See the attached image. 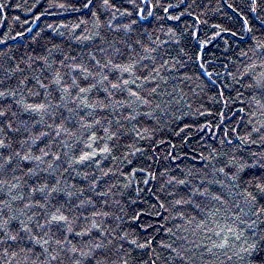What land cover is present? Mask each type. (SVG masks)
Listing matches in <instances>:
<instances>
[{
    "label": "trees",
    "instance_id": "trees-1",
    "mask_svg": "<svg viewBox=\"0 0 264 264\" xmlns=\"http://www.w3.org/2000/svg\"><path fill=\"white\" fill-rule=\"evenodd\" d=\"M85 3L87 0H0V4L5 5L0 8V40L6 42L0 44V53L6 54L4 67L14 69L19 64L24 69L23 73L9 72L10 78L0 85V91L10 87L17 92L15 98L0 100V110H8L7 116L0 118V126L11 123L13 129H19L12 131L5 127L7 135L0 134V139L11 144L10 152H20L21 155L30 152L33 156H39V149L47 143L49 148L45 150L50 149L61 157L59 166L53 168H48L53 162L51 156L44 157V163L23 162L19 167L14 161L7 174L0 175V180L8 181V185L0 184V200H8L12 212L20 219L27 220L28 216L36 213L35 218L44 223L43 213L36 205L37 200L40 203H44V200L39 193L35 197L30 196L31 188L44 183L59 187L64 191L53 194L46 211L54 212L63 205L61 210L69 215L67 201L71 199L72 214L79 217L73 225L77 232L89 227L95 219L105 229L119 225L118 233H130L129 239L135 238L140 243H144L145 239L151 241L150 248L134 251L133 246L123 242L125 250L131 253L130 264H152L153 261L155 264H176L172 249L165 247L168 244L172 248H182V254L186 252L187 257L191 258H186L184 264H245L243 249L251 243L252 230L245 231L244 225L236 227L239 222L234 223L232 211H238L235 205L242 204L238 193L243 192L246 182L264 180V141L260 139L264 129L259 134L251 133L248 142L240 139L245 137L247 140L252 127L264 123V116L259 112L252 115L257 107L252 96L256 95L258 99L260 96L247 87L253 81L245 73L249 72L248 65L253 62L257 65L256 73L264 69L259 67L260 60L252 57L250 61L242 53L251 57L250 47L256 40L264 42V0H257L255 12L250 11L253 0H147V4L143 0H110L115 8H105L103 0H93L88 8L83 7ZM153 4L157 7L152 8ZM159 5L179 7H171L165 13ZM136 6L143 9L146 19L141 18ZM149 10L153 13L151 16L148 15ZM169 16H180V19H168ZM123 25L130 27L125 29ZM19 32H23V35H18ZM141 45L156 48L152 55L156 57L157 67L162 60L169 61L160 72L164 80L157 78L153 84H145L146 88L159 84L157 92L162 93L152 105V116H145L143 113L149 109L133 103V98L126 91L109 88L111 101H123L125 106L116 105L115 111L111 105L107 109L79 106L71 114L66 108L60 107L59 112L65 117H74L67 122V127L76 135L68 138L62 134L55 138L54 144L51 139L32 144L28 139L31 134L47 130L42 124L33 127L34 122L41 117L23 110L24 104L37 103L43 99L44 90L31 80V74H39L44 65V60L39 57H47L51 65L41 76L45 83H48L54 72H60L67 85H71V78H75L81 86H86L80 65L97 73L101 69L95 60L101 64L108 60H112L113 64L128 63L129 60L144 56ZM116 49H120V52ZM198 56L203 59H198ZM145 64L151 66V61L142 60L135 75L126 73L123 78L130 80L139 76L137 84L144 83L141 73L147 72L142 66ZM200 64H203V68L199 67ZM205 70L213 75L208 77ZM102 71L108 80L97 83L96 88L87 94L89 103H110L105 99L107 94L103 89L109 86V81L116 82V73L111 70V66ZM2 73L3 69H0ZM26 76L25 87L20 85V81ZM89 80L96 83L99 77H89ZM127 87L136 90L135 85L129 84ZM29 89L39 91L41 95L33 96ZM54 89L55 86H52L53 97L50 99L58 105L59 94ZM72 92L75 96L76 90L72 89ZM14 100L23 102L17 104ZM155 103H160L161 107L156 109ZM127 104H132V107L128 108ZM68 107L73 105L70 103ZM132 115L136 116L135 120L125 119ZM42 119L47 124H53V121L59 123L60 117L50 113ZM95 120H100L101 125L92 129H81L76 123L93 124ZM117 120L123 125L121 131L124 135L114 141L98 139L92 149L87 147L91 132L103 137V128L115 129ZM249 120L252 124H249ZM26 129H31V132ZM133 129L138 130L140 136ZM21 141L27 142L22 144ZM105 142L112 147L109 154L100 153ZM93 150L98 155L92 160L82 164L72 163L83 152ZM237 163H245L247 167L240 174L241 179L233 181L231 176ZM29 167L37 175L28 174ZM12 168H16L15 172L11 171ZM140 168L145 171H139ZM220 168H224V172H220ZM148 171L154 174L155 179L148 175ZM13 176L19 180H14ZM174 176L190 180L192 184L188 187L176 185L175 182L168 185L166 182ZM56 180L59 181L58 185L54 183ZM146 180L147 184L144 183ZM16 183H19V187L11 189L10 193V186ZM191 186L221 194L228 203L213 201L211 195L197 196L193 198V204L176 205L175 209L166 211L168 202L182 197L187 199ZM162 187L165 192H173L174 196H166L160 191ZM81 190L83 195L79 199L76 196L68 198L64 194L67 191L79 193ZM102 191L108 195L98 196L97 193ZM153 193L161 197L165 208L156 204ZM18 194L23 195L24 199H14ZM81 199H91L93 203L76 208L75 205ZM195 203H200L204 211L195 209ZM26 204H31L32 208H26ZM149 205H155V208ZM216 208L220 211L216 212ZM177 210L183 211L186 219L194 217L192 224L186 223V219L181 220L176 215ZM93 211L109 212L110 215L93 217ZM5 212L8 213V210L5 209ZM134 212L139 215L138 220L133 218ZM172 216H176V219H172ZM241 218L247 219L244 216ZM202 220L206 221L205 226L197 227ZM17 224L18 221L12 222V234H15ZM260 227L264 228V225ZM228 228L236 230L228 232ZM33 232L43 235L40 229L34 228ZM68 238L78 247L93 241L107 244L108 239H111H105L95 231L91 239L74 237V234H69ZM225 240L228 241L227 245L218 247ZM19 243L34 248L26 264H46L47 257L41 254L39 245H33L27 239ZM13 252H19L16 243L8 241L0 245V264L23 261L22 256L13 257Z\"/></svg>",
    "mask_w": 264,
    "mask_h": 264
},
{
    "label": "snow or ice",
    "instance_id": "snow-or-ice-1",
    "mask_svg": "<svg viewBox=\"0 0 264 264\" xmlns=\"http://www.w3.org/2000/svg\"><path fill=\"white\" fill-rule=\"evenodd\" d=\"M143 2L147 4V0H143ZM256 2L257 0H253V4L252 6H250V11H256ZM92 3L93 0H87V3H85L83 7L88 8ZM103 6L105 8H115V5L111 4L110 0H103ZM159 6L163 8V11L165 13H168L171 7H179V5H169V7H163V5ZM3 7H5V5L0 4V8ZM151 7L155 8L157 7V5L153 4L151 5ZM136 10L138 11L141 18L146 19L143 14V9H140L139 6H136ZM127 14L131 15V13ZM152 14V11L149 10L148 15L151 16ZM93 15L96 14L93 13ZM168 19L179 20L180 16H169ZM123 27L125 29H128L130 26L123 25ZM216 27H220V25H217ZM225 30L227 31L228 29ZM248 31H251V29H248ZM18 35L22 36L23 32H19ZM97 35H99L98 32ZM91 38L92 37H88V39ZM4 43L6 42L0 40V44ZM137 43L139 44L140 42L137 41ZM141 47L143 48L144 56L137 60H129L128 63L113 64L112 60H108L106 63L101 64L99 60H95V64L101 69V71L97 73H92L87 68L80 65V73L82 75L83 81L86 82V86H81V84L75 78H71V85H67L64 81V75H62L60 72H54L51 76V79L48 80V83H45V80L41 79V76H43L44 72L47 69L51 68V65L48 63L47 57H39L38 59L44 60V65L39 74H31V80L35 81L36 85L40 89L44 90L43 99L37 103L24 104L23 110L29 113H36L41 117L40 120H36L34 122L33 127H35V124H42L46 126L47 130H38L36 133L31 134L28 139L32 141V144L35 145L37 141L44 142L48 139H51V142L54 144L56 142L55 138L60 137L62 134H66L68 138H72L76 135V132L71 131L67 127V122L73 120L74 117L72 115L65 117L63 113L59 112L60 107L66 108L67 111L71 114L75 113L76 108L79 106H83L88 109H107L111 105L113 111H115L116 105L125 106L123 101H111V93L109 92V88L120 92L126 91L127 95L133 98V103H138L140 106L149 109L148 111L143 113L145 116H152V112L154 111L152 105L154 104L155 100L162 95V93L157 92V88H159L160 86L159 84H155L151 88H146L145 84H153V82L157 78H159L160 80H164V78L160 75V72L161 69H164L168 65L169 61L162 60V62H160L159 64V67H157L156 57L152 55V53L156 51V48L143 47V45H141ZM116 51L120 52V49H116ZM250 51L252 52L251 57H249L247 53H242V55L246 56L250 61L252 60V57H255L256 59L260 60L261 63L259 67L261 69H264V42L256 40L255 44L250 47ZM5 56V53H0V69H3V73L0 74V85H4L5 80L10 78L9 72H11L12 74H15L16 72H24V69H22L19 64H16L14 69L4 67ZM197 58L203 59V57L200 56H198ZM93 59H95V57H93ZM142 60L151 61V66L146 64L142 65L144 68L147 69V72L141 73L144 83L137 84V80L140 79L139 76L136 77V79H124L123 77L126 73L130 76L135 75V72L137 71V66L142 63ZM23 62L27 63V61ZM110 66L111 70L116 73L114 77L116 82L109 81V86L103 89L104 93L107 94L105 99H108L110 103L105 104L103 101H98L96 104L89 103L87 99V94L91 93L92 90L96 88L97 83L102 84L104 81L108 80V77L103 75L102 70L104 68H109ZM29 67L31 66L29 65ZM199 67L203 68V64H200ZM248 68L249 72L245 74L249 75L253 82L251 84H248L247 87L258 92L260 96V99H258L256 95L252 96V100L257 105L256 109L252 112V115H255L257 112H259L261 116H264V102H262L264 101V71L256 73L255 69L257 68V65L254 62L249 64ZM153 73H155V75H153ZM205 74L208 77H211L213 75L212 72H209L207 70H205ZM89 77H99V80L96 83H93L89 80ZM27 79L28 77L26 76L23 80L20 81V85H24L26 87L27 85L25 81ZM45 79H47V77H45ZM164 82L167 83V81ZM129 84L135 85L136 90L134 91L132 88L127 87ZM52 86H55L54 91L59 94L58 105L53 103L52 99H50L53 97ZM72 89L76 90L75 96H73ZM29 92L33 96L41 95L39 91L33 92L31 89H29ZM16 95L17 92L14 89L6 87V90L0 91V100L7 101L8 97L15 98ZM168 95H171V93H169ZM14 102L20 104L23 101L14 100ZM70 103L73 105V107H68ZM126 106L128 108H131L132 104H127ZM160 107V103H155L156 109H159ZM7 113V109L0 110V118L6 117ZM50 113L59 115V123L53 121V124H47L46 121L42 119L43 116L49 115ZM13 115H15V113H13ZM89 115H91V112L89 113ZM125 119L135 120L136 116L132 115L130 117H125ZM76 123L79 124V128L81 129H92L96 125H101L100 120H95L93 124H86L80 121H76ZM109 124H111V121H109ZM249 124H252L251 120H249ZM116 125L117 127L115 129H111L110 127L103 128V137H98L94 131L91 132L88 137L89 143L87 147L89 149H92L93 144L98 139H103L105 141L118 140L122 135H124V133L121 131L123 125L120 123L119 120L116 121ZM5 127L12 131H19V129H13L11 123H8L5 126H0V134L7 135V133L5 132ZM262 129H264V123L260 124V126L258 127L253 126L251 132L247 134V140L245 139V137H240V139L244 142H248L249 140H251V133L254 132L259 134L261 133ZM26 130L31 132V129ZM133 131H136V135L140 136V132L138 130L133 129ZM260 139L261 141H264V135H261ZM26 142L27 141H21L22 144ZM251 142L255 143L256 141ZM11 147V144L6 143L4 139H0V175H6L9 171L10 166L13 165L14 161H16V166L19 167L23 162L39 161L40 163H44V157L51 156L53 162L52 164L48 165V168H53L54 166L58 167V162L61 161V157L59 155H56L54 152H51L50 149L47 151L45 150L46 148H49V145L47 143H45L44 148L39 149L41 152V155L39 156H33L30 154V152L24 155H21L20 152H10L9 149ZM111 151L112 147H110L107 142H105L103 147L100 148V153L109 154L111 153ZM136 151L142 150L136 149ZM97 155L98 153L94 150L86 151L80 154L78 159H73L72 163L82 164L85 161L92 160L93 157ZM129 163H131V161H129ZM246 167L247 165L245 163H237V165L235 166V171L232 172L231 179L233 181L240 180V174L244 172ZM15 170L16 168L11 169V171L13 172H15ZM45 171H47V169H45ZM139 171L143 172L145 171V169L140 168ZM219 171L224 172V168H220ZM28 174L37 175V173L34 172L31 167L28 168ZM104 175H107V173H105ZM148 175L152 176V178L155 179V176L151 171H148ZM85 178L87 179V177ZM13 179L17 181L19 180V178L15 176H13ZM173 182H175L176 185H184L186 187L192 184L190 180L177 179L175 176L172 177L171 180H168L166 183L168 185H171L173 184ZM54 183L58 185L59 181L56 180ZM144 183L147 184L148 181L146 180L144 181ZM203 183L204 182L201 181V185H203ZM213 183H219V181H213ZM0 184L8 185V181L6 179L0 180ZM18 187L19 183L12 184L9 190L10 193L11 189H15ZM233 187H239V185H233ZM92 190L93 192H95V187H93ZM62 191L64 190L59 187L52 186L48 183H44L40 187L31 188L30 196L35 197L36 194L39 193L41 194V199L44 200V203H40L39 200L36 201V205L38 206L39 210L43 213L44 223H40L39 219L35 218L36 213H33L32 216H28L27 220L20 219L18 215L12 212V208L8 200H0V233H2V238H0V245L7 244L8 241H12L17 244L19 252H13L12 255L13 257H23V261L18 260L17 264H26V262L30 260L29 254L34 252V248H28L19 243L20 241H23L25 239L32 242L33 245L40 246L41 254L46 255L47 257L46 264H54V262L55 264H130V260L132 259L131 253L125 250L123 242L126 241L130 246H133V251L136 249L150 248L151 241L145 239L144 243H140L135 238L129 239L130 233L125 232L123 235H120L118 233L119 225L112 229H105L103 225L97 223L95 219L92 220L91 225L89 227H84L79 232H77L73 225L77 222L79 217L72 214L71 199L67 201L69 205L67 209L69 215H65L64 212L61 210L64 207L63 205L60 208H56L54 212L46 211L51 198H53V194L60 193ZM160 191L164 192L166 196H174V193L171 191L165 192V189L163 187L160 189ZM64 194L68 198L76 196L79 199V197L83 195V190H81L79 193L67 191ZM229 194H231L230 191ZM97 195L100 197H106L108 193L102 191L98 192ZM153 195L156 196V204L160 208H165V203L161 202V197L156 195L155 193H153ZM209 195H211V199L213 201H217L224 204L228 203V201L221 194L211 193L210 190L207 188L201 191L199 187L191 186V188L189 189L188 198L184 199L182 197L180 199H175L174 201L168 202V208H166V211L175 209L176 205L193 204L194 197H206ZM238 196H240L242 204H236L235 209H237L238 211H232V216L235 217L234 223L236 221L239 222L236 227H239V225H244L245 231H247L248 229L252 230L251 243H249L248 246L243 249L246 254V259H242H245V264H264V228L260 227V225H264V180H261L260 182L256 183H252L251 181L246 182L243 192H239ZM14 199L23 200L24 196L18 194L16 197H14ZM92 203L93 202L91 199L87 201L81 199L80 203L78 205H75V207L80 208L85 204ZM104 203L107 204V200H105ZM25 207L31 209L32 205L26 204ZM149 207L155 208V205H149ZM194 208L204 211V208L201 207L200 203H195ZM5 209L8 210V213L12 214L6 213ZM215 211L219 212L220 209L216 208ZM229 211H231V209ZM148 214L150 215L151 213ZM70 215L72 216L71 219ZM109 215V212H92L93 217H107ZM157 215H159L158 212ZM176 215L179 216L181 220L186 219L185 213L183 211L177 210ZM241 216L247 217V219H242ZM253 217L255 219H252ZM133 218L138 220L139 215L134 212ZM171 218L176 219V216H172ZM117 219L119 218L117 217ZM193 219L194 217L191 219H186V223H188L189 225L192 224ZM13 221H18V224L15 228V234H12L14 230L12 228ZM205 224L206 221L202 220L197 225V227H204ZM141 227H143V225H141ZM34 228L40 229L43 232V235L39 233H34ZM184 230L187 231V229ZM235 230V228L227 229L228 232H235ZM93 231L100 233L101 236H103L105 239H107L108 237H111V239H108L107 244L96 243L95 241H93L90 244H87L86 246L78 247L77 245L72 244L71 240L68 238L69 234H74V237H88L89 239H91ZM168 231L172 233L171 229H168ZM221 231H223V229H221ZM21 233H24L25 235L22 236ZM172 235L174 236L175 233H172ZM217 235H220V233H217ZM236 238L239 239L240 236L237 235ZM227 243L228 241L225 240L224 243L222 245H218V247H224L227 245ZM165 247L172 249L176 264H184L186 258L191 259L190 257H187L186 252L185 254H182V252H184L182 248H172L171 244L165 245ZM195 247L199 246L196 245ZM100 249H103L104 251L98 252L97 250ZM5 251L7 252V249H5ZM121 252H123V255H121ZM97 257H102V259H98ZM8 264H11V261H8ZM32 264H34V262H32ZM152 264H155V261H153Z\"/></svg>",
    "mask_w": 264,
    "mask_h": 264
}]
</instances>
